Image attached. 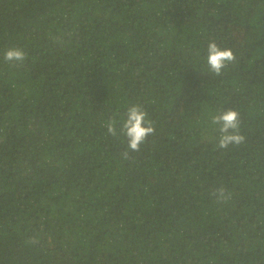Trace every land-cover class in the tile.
<instances>
[{
	"label": "trees",
	"instance_id": "16d2710c",
	"mask_svg": "<svg viewBox=\"0 0 264 264\" xmlns=\"http://www.w3.org/2000/svg\"><path fill=\"white\" fill-rule=\"evenodd\" d=\"M133 104L155 133L124 159ZM0 264H264V0H0Z\"/></svg>",
	"mask_w": 264,
	"mask_h": 264
},
{
	"label": "clouds",
	"instance_id": "9594fccd",
	"mask_svg": "<svg viewBox=\"0 0 264 264\" xmlns=\"http://www.w3.org/2000/svg\"><path fill=\"white\" fill-rule=\"evenodd\" d=\"M53 39L63 44V36H53ZM4 61L13 66L23 64L27 59V53L21 47H9L4 52ZM236 57L231 48H222L215 41L208 44L206 62L210 74L220 76L229 64L235 61ZM119 124V128L118 125ZM210 124L214 131L218 133L216 147L227 149L230 145L239 146L245 142L246 137L241 134L240 113L235 109L220 110L210 116ZM107 133L112 136L122 134L127 140V150L122 153L124 159L129 158V153L138 152L140 146L146 142L150 135L155 133L154 122L148 117V113L141 104H133L127 107L124 116L117 121L115 117L108 120L105 125ZM218 203H224L231 199V193L223 186L214 192ZM32 243H38L35 238Z\"/></svg>",
	"mask_w": 264,
	"mask_h": 264
}]
</instances>
